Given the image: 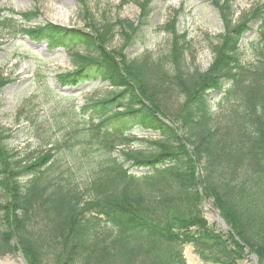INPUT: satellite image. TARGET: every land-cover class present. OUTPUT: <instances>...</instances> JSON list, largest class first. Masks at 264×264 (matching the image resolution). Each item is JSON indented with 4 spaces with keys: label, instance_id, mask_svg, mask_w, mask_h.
<instances>
[{
    "label": "trees",
    "instance_id": "obj_1",
    "mask_svg": "<svg viewBox=\"0 0 264 264\" xmlns=\"http://www.w3.org/2000/svg\"><path fill=\"white\" fill-rule=\"evenodd\" d=\"M151 1L139 2L138 24L92 20L90 31L48 21L15 29V14L28 22L37 10L4 16L0 9V30L70 52L73 68L56 75L61 86L99 79L111 87L80 106L84 126H70L62 144L35 156L11 151L0 127V256L22 253L27 264H187L183 248L191 245L215 264L253 255L264 264L263 30L248 43L253 60H241L250 21L264 26V3L234 18L235 0H211L222 32L201 71L185 61L189 41L174 19L162 27L170 33L164 54L127 56ZM115 25L126 40L118 51L108 49ZM135 128L159 138H139ZM134 142L154 147H127ZM63 149L80 164L59 171ZM207 199L228 231L209 225Z\"/></svg>",
    "mask_w": 264,
    "mask_h": 264
},
{
    "label": "rangeland",
    "instance_id": "obj_2",
    "mask_svg": "<svg viewBox=\"0 0 264 264\" xmlns=\"http://www.w3.org/2000/svg\"><path fill=\"white\" fill-rule=\"evenodd\" d=\"M139 2L143 0H0V9L5 10L1 12L4 16L11 12L37 10L38 15L28 22L15 14V29L48 21L90 31L88 21L92 20L114 22L119 19L138 24L141 12ZM263 3L264 0H235L234 18L250 14ZM149 8L151 11L146 22L125 47L127 56H138L144 52H150L154 57L164 54L169 47L170 33L162 27L174 19L178 33H185L189 41L185 57L188 66L205 70L213 59V46L222 32V21L211 0H152ZM261 26L262 20L259 18L250 21V29L241 42L242 61L253 60L248 43L255 40L261 30L264 31V26L262 29ZM113 31L114 37L108 49L118 51L126 40L119 25H115ZM14 33L0 30V80L4 79L0 89V127L8 135L5 144L11 151H17L21 156L29 153L34 155L53 143L62 144L71 127L84 126V120L80 117L79 121L76 116L80 106L104 96L111 87L99 79L72 88L61 86L56 75L73 68L70 52L61 47L48 48L43 41H30L19 30ZM212 99H217V96L213 94ZM132 134L149 140L159 138L156 133L137 128L132 130ZM127 147L131 150H149L154 146L134 142ZM63 150L55 157L58 159L59 171L69 162L73 166L76 161L80 164L81 158L72 159ZM113 156L120 162L124 160L118 150H115ZM128 164L125 162L124 165ZM202 210L209 225L222 230L216 220L217 210L212 206L211 199L202 203ZM183 254L187 264H215L203 260L191 245L183 248ZM19 258L24 259L22 253L0 256V260H13L14 264L21 263ZM241 263L254 264V260L250 257Z\"/></svg>",
    "mask_w": 264,
    "mask_h": 264
},
{
    "label": "water",
    "instance_id": "obj_3",
    "mask_svg": "<svg viewBox=\"0 0 264 264\" xmlns=\"http://www.w3.org/2000/svg\"><path fill=\"white\" fill-rule=\"evenodd\" d=\"M217 222L220 224V226L222 227L223 230L227 231L228 228L226 226V223L223 221V219L219 216L218 212H217ZM255 261H256V257L254 256ZM21 263L20 264H26L25 260L23 258H19ZM0 264H14L13 260H6V261H2L0 260Z\"/></svg>",
    "mask_w": 264,
    "mask_h": 264
}]
</instances>
